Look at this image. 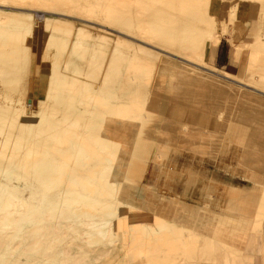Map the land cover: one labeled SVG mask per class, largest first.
<instances>
[{"label": "rangeland", "instance_id": "rangeland-1", "mask_svg": "<svg viewBox=\"0 0 264 264\" xmlns=\"http://www.w3.org/2000/svg\"><path fill=\"white\" fill-rule=\"evenodd\" d=\"M64 1L68 6L79 5L85 12L92 11V18L88 19L89 23L84 22V17L78 16L79 11L76 10H72L73 14H70V18L58 17L26 11L32 8L36 0H0V31L26 34L18 39L5 36V33L0 35V106L7 113L3 114L5 119L3 117L0 119L2 130L0 139H3L4 132L9 136L18 132L12 119L11 108L18 109V106H25L40 109L42 106L51 113H57L56 117H59L63 115L64 109H71L75 103L76 106L82 104L78 111L68 112L69 116L75 114L80 120L79 127L72 128L79 135V139L67 142L39 136L35 143L30 145V148L37 153L23 158L19 164L20 166L23 164L22 168L13 166L14 160L8 147L1 149L0 181L9 177L13 179L11 183L16 185L17 178L22 177L35 186L36 192L39 193L37 199L41 197L40 206L21 217L9 239L2 243V247L0 246L1 264L8 259L17 258V254L19 255L28 245L29 249H32L34 243L37 245L32 250L36 249V251L28 252V255L32 256L28 258L29 261L32 260L30 261L32 264H60L62 260V264H70V255H75L72 264H186L192 257L200 258L196 254V249L200 245L194 242L202 241V237L208 234L213 235L231 257L237 254L235 249L237 245L232 242L242 237L246 238V242L241 245L244 248L243 253L246 254L248 238L260 234L262 231L260 225L264 224V202L260 205L261 198L258 195V192L264 193V93H261L264 92V15L261 13L258 19L256 18L255 7L250 0H243V3L241 0L235 2L219 0L212 4L211 13L216 15L217 32L222 33L225 30L224 34H220V40L223 41L221 47L225 51V56L231 62L227 70L213 65L216 48L213 53L210 50L212 45L206 49L207 51L204 49L209 42V32H204L201 43L195 37H191V33H176L173 46L166 51L185 59L187 55L190 62H197L199 66L213 72L202 70L203 74L205 72L211 75L213 82L200 78L189 81L174 78L167 73L159 77L155 74H148L145 77L141 72L142 56L134 47L118 48L124 62L121 61L118 53L114 55L115 57L112 55L116 39L126 37L120 30L122 21L116 17L125 19L129 16L141 21L143 26H145L143 22H147L148 29L150 27L149 30L155 31L160 25L165 29L169 28L170 14H166L165 17L169 16L166 18L150 10H145L144 14L143 10L137 11L135 6L127 4V0H113V5L117 7L113 20V17L108 18V14L99 17L97 7L107 0ZM68 6L61 8L68 10ZM229 7H235L237 12L231 14ZM136 11L139 13L137 14ZM249 11L251 15L247 13ZM146 14L156 18L153 21L150 16L146 17ZM40 16H45L46 24L38 22L37 27L29 26L31 17ZM148 19L151 22L147 21ZM225 21L227 23L224 24ZM70 29L71 37L77 33L84 34V44L95 50L94 56L84 54L82 51L71 53L68 49L66 53L61 52V45L67 40L68 35L59 30ZM55 40L60 45L54 46ZM71 40L73 41L74 38ZM231 42L240 44L237 55L234 54ZM184 43L189 44L184 46ZM181 47H184L183 50ZM232 52L234 61L231 57ZM164 55L161 53L159 57ZM171 55L167 56L171 60L175 59ZM111 60L113 61V72L109 77L111 81L104 82L101 78ZM180 62L178 61L177 65H180ZM153 64L156 70L160 66L159 59ZM187 66L193 70L197 69L191 64ZM126 70L127 72H124ZM115 71L118 75L114 77ZM55 72L64 79H71L77 72L82 74L85 72L82 78L77 75L76 78L90 85L91 91H99L101 87L111 103L123 104L127 107V111L119 113V110L114 108H104L102 103L87 100L78 91L71 94L72 91L65 90L64 86L56 90L57 97L54 88L49 93L43 91L45 82L54 78ZM226 73L240 77L243 80L242 84L249 87L226 79ZM215 81L221 83H214ZM167 84L170 85V91ZM145 86L149 89H145ZM150 88L155 91L149 93ZM63 100L68 103L62 102ZM112 126L117 127L116 131L119 132L111 133ZM128 134L133 141L138 135L140 140L152 144L153 148L144 149L147 157L145 156L143 161L132 153L137 150V144L136 141L135 144L133 141L128 142ZM119 162L130 168V172L127 173V169L124 173L122 168H117ZM51 166L58 170L51 172ZM104 167L110 170L103 171ZM39 176L43 179V187L36 180ZM104 176H108L109 180L116 184V191L113 193L125 194V197L122 193L118 196L122 199L121 205L131 204L128 206L131 216L127 219L128 217L124 215L125 217L120 219L122 224L121 229L116 230L114 235L115 244L94 243V237L93 243L88 244L86 242L88 239L85 241L83 239L85 237L74 239L64 218L67 214L71 217H74V214L94 216L99 212L98 215H102V211L96 206L89 205V202L93 198L103 200L102 196L92 194L90 191L103 188L101 177ZM126 181L129 184H126ZM137 187L147 193L149 201L153 202L151 205L141 204L136 196L131 197V191L135 192ZM61 192L79 194L83 201L75 204L74 210L72 208L67 210L65 206L61 208L63 196L57 197ZM242 192L253 197V200L244 202ZM109 202L117 204L115 198H109ZM45 212L57 216L54 219L48 216V219H44ZM211 215L222 218L224 215L228 217L234 215L235 219L238 218L240 221L235 220L231 223L227 220L228 223L221 225L219 222L217 226L216 222L213 221V224L208 220ZM136 218L153 223L154 226L168 221L174 226L170 228L169 234L163 233L162 237L157 239V244L155 241L151 242L149 251H154H151L153 255H147V260L136 259L134 262L130 258L132 246L129 240V236L132 238L130 230L142 225L140 221L131 222ZM243 218H247L248 221ZM204 220H208L204 224L207 225L201 226L200 223ZM251 221L258 226L255 224L254 227H247V223ZM128 222L131 223L130 226ZM59 224L60 227H57ZM73 224L78 223L73 222ZM135 224L139 225L134 226ZM225 228H228L227 235L224 232ZM219 229H222V232L217 235L215 232ZM202 230L207 232L204 231L202 235L200 233ZM8 231L11 232V227ZM190 236L193 237L194 242L191 248H187L183 241ZM2 240L3 238L0 237V242ZM17 242L20 243L15 248ZM78 243L81 247L76 246ZM13 246L15 249L12 248ZM74 246L80 249L77 250ZM184 247L187 249L185 250ZM82 251L87 254H83ZM256 255L259 257L253 261V264H264V254L255 252L253 256Z\"/></svg>", "mask_w": 264, "mask_h": 264}, {"label": "bare ground", "instance_id": "bare-ground-1", "mask_svg": "<svg viewBox=\"0 0 264 264\" xmlns=\"http://www.w3.org/2000/svg\"><path fill=\"white\" fill-rule=\"evenodd\" d=\"M216 1H219V0H127L126 1L127 4L135 6V9L137 11L143 10L144 14H145V10H150L152 12H155V13L159 14L160 17L163 16L164 18L169 17V16L165 17L166 14H170L171 22H170L169 28L167 27V29H165V27L160 25L159 29H156L155 31H151V30H149V29H151L150 27L148 29L149 25L146 26L147 22H143V23H145V26L147 27L146 28L145 26H143L142 22L139 21L138 19L129 18V16H128V18H125V19L116 17L118 19H121L122 24L120 26V30L125 33L126 37L125 38L121 37V38L116 39L115 48L112 51V55L114 56L118 53L121 57V61L124 62V59H122L121 52L118 48L131 49L134 47L135 50L136 49L139 50V52H140L139 54L142 56L143 67L141 69V72L143 73V75L145 77L148 74H151V75L155 74V76L157 75V77H159V75L167 73V74L172 75L174 78H180L183 80L194 81V80L200 78V79H203L205 81L207 80L208 82H211V81L213 82L214 80H212L211 75H209L205 72H204V74L202 73L203 72L202 70L213 73L212 71H210L204 67L199 66L198 64H196L197 62L196 63L190 62L189 59L187 58L188 57L187 55L185 56L186 59L182 58V56H174V55L169 54V52H167L166 49H169L170 47L173 46V41L175 40L174 37L176 36V33H180V32L191 33V37H195L201 43V41L203 40V37H204L203 34L205 31H207L210 33V38H209V42L204 47V49L206 50V49L210 48L211 45L212 46L217 45L220 41V37H221L220 34H224L225 30H223L222 33H221V31H219V33H218L216 30V22H217L216 15L211 13V11H212L211 6ZM235 1L236 0H232V2H235ZM242 1L243 0H241V2ZM250 1L252 2V4L255 7L254 11H255L256 18L258 19V16L261 13L264 15V0H250ZM66 6H68V4L64 0H36V3H34L33 6H31L32 8L29 10H26V11L35 12V13H42V14H47V15H55L58 17L70 18L71 17L70 14H73L72 10H76V11H79V13H77V14H79L78 16L84 17V19H83V20H85L84 22L89 23L88 19L92 18V13H91L92 11L85 12L81 9V7L79 5L68 6L69 7L68 10H64L63 8H61V7H66ZM241 6H242V4H241ZM122 7L126 8L124 6H122ZM17 9H19V8H17ZM116 9H117V7H115V5H113V0H107L106 2H104L102 4H99L97 7V10L99 12V17H104L108 14L109 15L108 18L112 19V17H113V20L115 17L114 15H116V13H115ZM120 10L123 11V9H120ZM120 10H119V12H120ZM137 11H136V13H137ZM229 12L231 14H234L237 12V9L235 7H229ZM146 13H148V12H146ZM247 13L250 14V11ZM124 14L126 16V13H124ZM141 14H143V12ZM150 14H152V13H150ZM150 14H148V16L146 14V17L150 16V18H151L152 15H150ZM249 14H247V15H249ZM250 15L248 17H250ZM133 16L135 17V14H133ZM139 17H141V16H139ZM155 18H151V19H153V21H154ZM149 19L147 21L151 22ZM78 20H80V19H78ZM231 20L232 19L230 18L229 21H231ZM38 22H43L46 24L45 16L31 17L29 19L28 23H29V26L37 27ZM159 22H161L160 19H159ZM227 22H228V20H227ZM227 22L225 21L224 24ZM155 24H153V25H155ZM156 25H159V23H157ZM58 29L59 28H57V30ZM59 31L61 33H65L66 36L68 35L67 40L65 42H63L61 45L62 46V48H60L61 52L65 51V53H66V50L68 49V51H70L71 53L82 51L84 54L87 53V54L94 56L95 50L90 49L86 44H84L85 43L84 42L85 41L84 34L77 33L76 35L71 37V35H72L71 29L68 31H63V30H59ZM1 33H5V36H8V37L12 36V37L17 38V39L20 38L22 35H24V34H19L17 32H9V31H4V32L0 31V35H1ZM24 36H26V34ZM71 38H74V40L72 41ZM56 44L60 45V43L57 40H55L54 46H56ZM187 44H189V43H187ZM187 44L184 43L183 45L186 46ZM241 45H243V44H241ZM232 46L234 47V54L237 55L239 50H240V44L232 43ZM182 48H184V47H181V50H183ZM161 53H164L165 55L159 57V55ZM185 53L187 54L188 52H185ZM167 55H169V56L171 55L175 59L171 60L169 58V56H167ZM80 58H82V56H80ZM157 59H159L160 66L158 68H156V70H155L153 63ZM81 61H83V59ZM178 61L179 62L181 61L180 65H177ZM126 62H129V61H126ZM155 63H157V62H155ZM188 64L193 65V67L196 66L197 69L196 70L190 69L187 66ZM91 65H93V63ZM95 65H96V63H95ZM112 66H113V61L111 60L107 64V69L103 75V78H101V79H104V82L111 81V80H109V77H110V74L113 72ZM157 66H158V64H157ZM65 68H66V65H65L64 69ZM103 71H104V69H103ZM62 72H64V71H62ZM124 72H127V70ZM84 74H85V72H84ZM84 74H82L81 72L76 73L77 76H81L80 78H82V76ZM116 74L118 75V73L115 71L113 76L115 77ZM76 75L73 76L71 79H66V78L64 79L58 72H55L54 76H53L54 78L47 79V81L45 82V86H44L43 91H46L47 93H49L52 90V88H54L55 93H56V90L59 89L58 87L62 88V86H64L65 90L72 91L71 94H74L73 93L74 91H76V92L78 91V93L80 95L82 94L84 96V98H86L87 100H92V101H95L98 103H102L103 104L102 107H104V108L105 107L114 108L115 110H119V113H121V111H123V112L127 111V107L125 105L120 104V103H111L108 100L107 96L104 95V93H103L104 90H102L101 87L99 88V91L98 90L97 91L96 90L91 91V86L85 82L79 81L76 78ZM226 76L227 77H225V78L230 80L231 82H235L237 84H241L243 86L249 87L245 84H242L241 81H243V80L240 79V77L233 76V75L228 74V73H226ZM49 77H51V75ZM155 79H157V78H155ZM98 80H100V79H98ZM168 80H166V81L168 82ZM100 83H101V80H100ZM214 83H221V82L215 81ZM177 84H178V82H177ZM173 85H174V83H173ZM173 85H171V86H173ZM167 86H168V84H167ZM230 87L235 89L232 86H230ZM147 88H148V86H145V89H147ZM176 88H174V90ZM154 91H155L154 89L150 88L149 93L154 92ZM169 91H170V87H169ZM261 93H264V92H261ZM145 95H147V94L145 93ZM53 96H54V94H53ZM69 96H70V94H69ZM56 97H57V93H56ZM52 98H54V97H52ZM66 98H67V96H66ZM62 102H65V101L63 100ZM81 106H82V104H79L78 106H76V103H75L71 109H66L67 111L64 109L63 115L62 116L60 115L59 117H56L57 113H51L47 110V108L46 109L42 108V106L40 109H37V108L32 109L31 107H25V106H20V107L18 106L17 107L18 109L11 108L10 112L12 114V119L14 120V123L16 124V128H17L18 132L16 134H14L13 136H9L8 134H6V132H4L3 139L2 140L0 139V156L2 154L1 149L8 147V149L12 153L11 158L14 160L13 166L22 168V167H24L23 164L21 166L19 164L21 163L23 158H25L26 156H29L31 154L37 153V152H35L34 149L30 148V145L34 144L39 136L43 135L44 138H48L51 140H57V141H67V142H71L73 140L79 139V135L76 132H74V130L72 128L79 127L80 120L78 117H76L75 114H70V116H69L68 112L78 111ZM4 110L5 109H3L2 106H0V119L3 117V114H5V115L7 114ZM86 113H93V112L92 111H86ZM3 118L5 119V116ZM8 119L10 120L11 118H8ZM122 119H123V116H122ZM11 123H13V122H11ZM119 124H121V123L119 122ZM133 124H135V123H133ZM124 126L125 125L123 124V127ZM120 129H122V128H120ZM1 131L2 130L0 129V133H1ZM116 132H119V131H116ZM208 142H210V140H208ZM215 142H217V141H215ZM109 156H110V154H109ZM123 164L124 163L119 162V165L117 166V168H119V167L122 168V171L124 173H126L128 168H126ZM57 170L58 169L54 168L53 166H51V168H50L51 172H56ZM107 170H110V169L106 168V167L103 168V171H107ZM129 172H130V168L128 169L127 173H129ZM98 178L100 179V176H98ZM101 178L103 179V181H102L103 188L100 190L93 188L94 190H91L90 193L98 194L99 196H102L103 200L93 198L89 202V205H92L93 207L96 206L99 211H102V215H98L99 212H97L94 216L93 215H84V214L83 215L74 214V217H71L67 214V216L64 218L65 219L64 221L67 222V224H68L67 227L69 228L70 231H72V233H73L72 235H73L74 239L75 238L78 239L80 237H85V238H83L84 241H85V239H88V240H86V242H88V244H89V243H93V237H94L95 238L94 243H100V244L103 243V245H104V243H107L106 245H113L116 243V239H115V236L112 232L111 226L117 218V207L122 204V199L119 198L117 193H113L114 191H116L115 190L116 184L113 183L111 180H109L108 176H104ZM12 180L9 177H5V179L3 181H0V237L3 238L2 242H0L1 247H2V243L6 242L9 239V237L11 236L13 229L15 228L17 223L19 222V219L21 217H23L24 215H26L27 213L32 212L35 209H37L41 204V197L39 200L37 199V195L39 193L36 192L35 186L28 183V181L22 177L17 178L18 183L16 185L11 183ZM36 180H38L41 183L42 187L44 186V182H43V179L41 176H39ZM70 182H72V181H70ZM126 184H129V183L126 181ZM130 184H131V182H130ZM241 194L244 195L243 192ZM258 195H260L259 198H261L260 202L259 201L258 202L260 203V205H263L261 203L264 202V193L258 192ZM62 196H63V201H62L63 205L61 208H63V206H65V208L67 210L71 209V208L73 209V206L75 204H79L80 201L81 202L83 201V198H81V196L79 194H76V193H63V192H61V193L57 194L58 198H60ZM133 196L134 197L136 196V199L139 200L141 202V204L147 203L148 205H151L153 203V202L151 203L149 201V197L147 196V193H145L143 190H141L138 187H137V189H135V192L131 191V197H133ZM106 197H108V198H106ZM109 198L110 199L115 198L117 201V204L113 203V202L112 203L109 202ZM252 198L253 197L248 196V194L243 196L244 202H248ZM85 201H86V198L84 199V202ZM111 205H112V208H111ZM130 205L131 204L127 203V206H130ZM257 209H258V207H257ZM44 214H45L44 219H46L47 216L50 219H54L55 216H57L56 214H53L51 212L50 213L45 212ZM212 215H214V214H212ZM58 217H59V215H58ZM219 217L220 216H217V217L212 216L208 220L212 221V222L213 221L216 222L215 225H217V223L219 224V222L221 225H222V223L224 225V223H226L227 220H228V222L229 221L234 222L236 220L235 219L236 217H234V215L230 216V217L224 215L223 218L220 217L221 221L219 220ZM222 219H223V221H222ZM208 220H204V221H202V223H200V221H199L198 224L200 223L201 226H206L207 224L206 225H204V224L207 223ZM244 220L248 221L247 218H245ZM75 221L79 224V226H77L78 224H73V222L76 223ZM236 221L239 222L240 219L237 218ZM214 222H213V224H214ZM208 224L212 225L211 223H208ZM137 225H139V224H135L134 226H137ZM184 225L182 227H184ZM193 225H195V224H193ZM173 226L174 225H172L171 222L168 221L166 223H160L159 225L155 224L154 227H145L143 225H139L138 227H136L137 229L135 227L131 228L132 230H130V231L132 232L131 234H132L133 239L129 236V238H130L129 240L132 242V246H131V250H130V258L132 259V261L135 262L136 259L142 260L143 258L147 260V258H148L147 255H150V256L153 255L152 252H154V251H152V250H151L152 252L149 251V246H150L151 242H154V241L156 242L157 239L162 237L163 233L169 234L170 228ZM236 226H237V224H236ZM10 227H11V232L8 231V229ZM57 227H60V224L57 225ZM232 227H233V225H232ZM168 228H169V230H168ZM192 228L190 227V229H192ZM225 229H224V232L226 234L228 228L226 230ZM136 231L140 233V236H139V233H136ZM214 231H213V233H214ZM221 232H222V229H219L215 233L217 235H220ZM127 233H128V231H127ZM246 233L247 232H245V234ZM248 233H250V232H248ZM64 234L65 233L63 232V236H64ZM129 235H130V232H129ZM136 236H138V237H136ZM151 236H154V238H152ZM249 236H250V234H249ZM164 237L165 236H163V238ZM24 239H25V237H24ZM181 241H182V239H181ZM162 242H163V240H162ZM19 243L17 242L16 247L13 246L12 248H14V247L17 248ZM157 243L158 242H156V244ZM154 244L155 243H153V245ZM36 245H37V243H34L32 249H34L36 247ZM92 245H94V244H92ZM28 246L24 247V249L19 253V255L17 254V258L8 259L5 261L4 264H32L31 263L32 260L30 259L31 262L28 260V258L32 257L31 255H28V252L30 253V251L32 249H29ZM76 246L81 247L79 245V243ZM96 246H97V244H96ZM69 248H71V247H69ZM74 248H75V246H74ZM82 248H83V246H82ZM184 248H185V250L187 249L186 247H184ZM75 249H77V248H75ZM79 249L80 248H78L77 250H79ZM35 251H36V249H35ZM35 251H33V252H35ZM62 252L63 251H61V253ZM76 253L77 252H75V254ZM64 254H63V257H64ZM68 254H69V252H68ZM83 254H87V252L86 253L83 252ZM108 255H110V254H108ZM71 257H72V259H71ZM93 257H94V255H93ZM74 258H75V255L74 256L70 255V264H72V261L75 260ZM33 260H35V258ZM44 260L46 261V259H44ZM100 260H101V258H100ZM49 262H51V261H49ZM58 262H59V259L57 260V263ZM61 262H63V260L60 261V264H62ZM0 264H1V262H0ZM134 264H138V263H134Z\"/></svg>", "mask_w": 264, "mask_h": 264}, {"label": "crops", "instance_id": "crops-1", "mask_svg": "<svg viewBox=\"0 0 264 264\" xmlns=\"http://www.w3.org/2000/svg\"><path fill=\"white\" fill-rule=\"evenodd\" d=\"M224 40V39H223ZM223 43L222 40H220V42L218 43V45L212 46L210 48L211 52L213 53V50L215 49V53H214V57H213V65L215 67H219L221 69H228V66H231V62L228 59L227 56H225V51L223 49V47H221V44ZM232 60L234 61V54L232 52L231 54ZM115 126H112V128H110L111 133L115 132ZM136 135V134H135ZM127 137V135H126ZM137 139H135L133 141V139H131L129 137L128 134V142L129 141H133V144H137V150L135 152H132L134 154H136V156H138L139 158H141V160L143 158H145V154H144V149L147 147H152V144L145 141V140H140L139 136H136ZM129 145V144H128ZM130 153V152H129ZM147 157V156H146ZM143 161V160H142ZM122 193L123 192H119ZM117 193V194H119ZM122 196L125 197V194H123ZM130 207L128 206H124V205H120L117 208V218L115 222H113L111 228H112V232L115 235L116 234V230L121 229V224L122 221L120 219H122V217L127 216L129 219V217L131 216L128 212V209ZM122 214V215H121ZM125 215V216H124ZM140 221L139 218H136V220H131V222H138ZM140 224H142L145 227H154L153 223H149V222H143L140 221ZM248 226L247 227H254L258 226L257 223H253L252 221L250 223H247ZM131 223L128 222V226H130ZM246 226V225H245ZM262 226V231L260 234L258 235H251L248 238V241L246 243V247H245V253H243L244 248L241 247V245L246 242V238L242 237L239 238L237 241L235 240L232 243H235L237 246L235 247L236 249V255L234 256H230L218 243V241H216L214 239L213 235L208 234L206 237H202V241H195L192 239L193 237H187L186 239H184V243L186 245L187 248H191L193 245V242L196 243L198 242V244L200 245L199 248L196 249V254H198L200 256V258L198 257H192L190 258L191 261L187 262L186 264H253V261L258 258L259 256H253V254L255 252L257 253H263L264 254V224L260 225ZM207 230H202L200 231V233L203 235V232ZM123 234H125L124 231H122ZM219 237V236H218ZM221 238V237H220ZM223 242V241H222ZM224 244V242H223ZM234 249V248H233Z\"/></svg>", "mask_w": 264, "mask_h": 264}]
</instances>
